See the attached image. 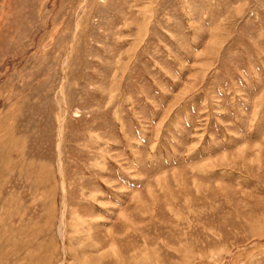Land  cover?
<instances>
[{"label": "rangeland", "instance_id": "rangeland-1", "mask_svg": "<svg viewBox=\"0 0 264 264\" xmlns=\"http://www.w3.org/2000/svg\"><path fill=\"white\" fill-rule=\"evenodd\" d=\"M0 264H264V0H0Z\"/></svg>", "mask_w": 264, "mask_h": 264}]
</instances>
